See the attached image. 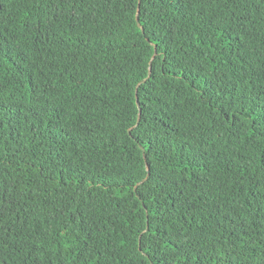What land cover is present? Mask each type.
I'll return each instance as SVG.
<instances>
[{
	"label": "trees",
	"instance_id": "16d2710c",
	"mask_svg": "<svg viewBox=\"0 0 264 264\" xmlns=\"http://www.w3.org/2000/svg\"><path fill=\"white\" fill-rule=\"evenodd\" d=\"M0 264H264V0H0Z\"/></svg>",
	"mask_w": 264,
	"mask_h": 264
},
{
	"label": "water",
	"instance_id": "95a60500",
	"mask_svg": "<svg viewBox=\"0 0 264 264\" xmlns=\"http://www.w3.org/2000/svg\"><path fill=\"white\" fill-rule=\"evenodd\" d=\"M155 56H156V52H155V55H154V57H153V58H155ZM150 71H151V67H150ZM137 103H138V106H140V104H139V98H138V96H137Z\"/></svg>",
	"mask_w": 264,
	"mask_h": 264
}]
</instances>
